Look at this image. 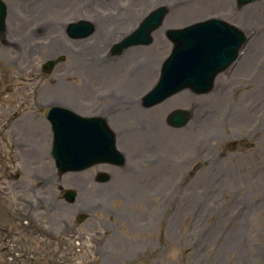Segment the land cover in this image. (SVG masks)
Masks as SVG:
<instances>
[{"label": "rangeland", "instance_id": "374dc122", "mask_svg": "<svg viewBox=\"0 0 264 264\" xmlns=\"http://www.w3.org/2000/svg\"><path fill=\"white\" fill-rule=\"evenodd\" d=\"M2 1L7 16L6 31L0 34V118L11 110L18 114L6 128L0 125V218L10 223L9 235L15 231L10 236L15 251L26 248L27 255L35 256L32 264H264V90L249 96L256 82L264 84V47L248 53L254 36L264 35V0L241 8L235 0H53V6L46 0ZM159 6L169 13L152 43L111 55L112 43ZM208 18L246 33L263 32L253 35L240 61L216 78L212 92L194 95L185 90L170 100L173 106L159 116L166 136L156 138L155 146L145 133L159 124L150 125L148 116L138 122L135 112L160 113L166 107L141 106L140 96L148 88L125 85L127 67L148 55L135 53L156 51L154 72H149L156 80L172 47L165 31ZM79 19L95 27L102 23L103 32L68 38L64 24ZM49 23L45 32L32 30L35 24ZM23 32L31 38L13 44ZM52 46L61 50L52 58L62 61L45 74L41 65L51 58L46 53ZM247 54L250 60L243 67ZM104 91L117 92L120 99H98ZM49 103L81 114L95 110L104 115L119 108L109 116V125L126 164L56 175L46 152L50 126L42 115ZM176 109L188 116L178 129L166 123ZM242 111L252 117L239 123ZM202 113L197 129L194 121ZM97 172L108 173L110 180L95 182ZM38 177L49 181L46 188L36 184ZM58 184L77 189L74 204L59 199ZM4 205L29 209L28 215L16 224L7 221ZM78 213L85 220L75 233L65 234L77 225L73 216ZM42 236L50 238L45 242ZM0 264H10V258L0 254Z\"/></svg>", "mask_w": 264, "mask_h": 264}, {"label": "bare ground", "instance_id": "6f19581e", "mask_svg": "<svg viewBox=\"0 0 264 264\" xmlns=\"http://www.w3.org/2000/svg\"><path fill=\"white\" fill-rule=\"evenodd\" d=\"M40 1V0H39ZM46 2H47V4H49V5H51V6H53V4H54V1L53 0H46ZM65 2V1H64ZM37 3H40V2H37ZM259 7V6H258ZM258 7H257V9H258ZM11 16L12 15H10V17H9V14H8V17H9V23H10V26H12L13 24V22H11ZM172 19V18H171ZM49 25H50V23L48 24V25H43V28H41L40 29V31H43V32H45L46 30H47V28L46 27H49ZM96 26L97 27H95V31L92 33V35L94 34L95 36L98 34V32L99 33H102L103 32V29H102V23L100 24V23H97L96 24ZM99 26H101V27H99ZM8 29V28H7ZM4 31V30H3ZM5 31H6V28H5ZM96 33V34H95ZM31 38V34L30 33H25V32H23L21 35H20V37H19V40H18V42H20V43H22V42H24V41H26V40H28V39H30ZM167 40V39H166ZM164 41V40H163ZM168 41V40H167ZM259 43L258 44V46L256 47V44L255 43ZM9 44H11V42H8ZM17 43V41L15 42V43H13V44H16ZM165 42H162L161 44H164ZM253 43H254V46H252L253 45ZM12 44V45H13ZM18 45H19V43H17ZM252 46V47H251ZM250 47V50H248V53H251L250 55H252L253 53H256V52H258V50L260 49V48H263L264 47V35H262L260 38H257V39H255V40H253L252 41V43H251V45L249 46ZM259 47V49H257ZM153 50H150V49H148V50H142L141 52H137V53H135L134 55H141V54H144V55H146V53L148 54L147 56H146V58H143V59H140V62H138V64H136V61H135V64H134V66H129V67H127V70H126V72H127V78L125 79V81H123L124 82V84H125V82H126V84L127 85H129V84H131V83H133V84H135V86L137 85L139 88L142 86V85H144L146 88H148L150 85H151V83L153 82V80H154V76L152 75L151 76V74H149V72H151V73H153L154 71V66H153V64H154V62L156 61V56H157V54L155 53L156 51H153ZM250 51V52H249ZM59 52H61V50H59L56 46H52V48H49V52H47L46 54L49 56V57H53V56H55V54H57V55H59ZM151 53V54H150ZM249 54H247L246 55V59L244 60V61H246V62H243L244 64H243V67L244 66H246V64H247V62H248V60H250V58H249V56H248ZM123 61V60H122ZM121 61V62H122ZM240 61V60H239ZM125 62L126 61H124L123 62V64H125ZM153 67V68H152ZM261 71H262V69H261ZM135 78V80H130L129 78ZM123 84V85H124ZM125 84V85H126ZM262 90H264V84H258L257 82H256V85H254V88L252 89V91H253V93H251L249 96L250 97H252V94H256V95H258V93L260 92V91H262ZM117 92H113L110 96H109V98H107V100H117V99H120L119 97H117V94H116ZM247 95V94H246ZM261 96H264V94L263 95H261ZM127 97V96H126ZM248 97V96H247ZM122 98L123 97H121V100H122ZM174 98V97H173ZM172 97L171 98H169V99H167V101H165L163 104V106L164 107H166L165 109L163 108L161 111L162 112H160L159 113V111H157V110H152V111H148V112H145V111H142V110H139V109H137L136 110V114H135V120H137L138 122H140L141 120H142V118L144 117L145 118V116L147 117H149L148 119H149V124L151 125V124H154V121H156V123L157 124H159V128H157V126L155 125V126H153V127H151V129H149L145 134H146V136H148V138L150 139V143H152L153 145H155L156 146V138H163V137H165L166 136V128L164 127V125H163V123H164V121H163V123H162V121L159 119V116H163L164 115V113L165 112H167L166 111V109H168V107H171V106H173V105H171L170 104V100H174ZM217 98H220L221 99V97H217ZM223 98V97H222ZM185 99H190V98H185ZM192 101H194V100H192ZM122 105H123V103H121ZM133 105V107L135 106V102H133V103H130V105ZM169 105V106H168ZM187 106H191V105H193V103H191V102H189L188 104H186ZM194 106L195 105H193L192 106V108H194ZM136 107V106H135ZM132 113H134V111L132 112ZM238 116H240V117H238L237 118V121L239 122V123H242L243 121H248L251 117H252V115H250V114H248V113H245V112H241V113H239L238 114ZM256 123H259V121H256ZM261 123V122H260ZM259 123V124H260ZM157 130V131H156ZM135 143H133V145H134ZM222 255H224V254H222Z\"/></svg>", "mask_w": 264, "mask_h": 264}, {"label": "water", "instance_id": "95a60500", "mask_svg": "<svg viewBox=\"0 0 264 264\" xmlns=\"http://www.w3.org/2000/svg\"><path fill=\"white\" fill-rule=\"evenodd\" d=\"M249 1L250 0H238V3L242 5V4H245V3L249 2ZM165 13H166V8H164V7H160L156 11L151 13L150 16L143 22L144 24H143L141 30L138 31V32H135L134 34H132L130 36H128L119 45L114 46V51L115 52H120L125 47H128V46L133 45V44L150 43V41H151L150 33L154 29H156L158 27V25L160 24V21H161V19L164 16ZM78 28L79 27L76 26V27L71 29L72 31L70 30V33L74 37H85L86 35H88L92 31V28H91V29H88L86 31L82 30V32H79L77 34L76 31L78 30ZM144 34H145V38H147L145 40H143L144 39L143 38ZM53 63L54 62H51L49 64V68L52 67ZM212 74H213V72L208 73L206 76H204L203 80L205 82L211 80ZM58 122H59L58 120L55 121V123H58ZM86 126L87 125H83V127H84L83 131L86 130ZM104 127H105L106 131L111 134V140H110L109 134H107V133L104 134V137H106L104 142L107 139V143L110 146L111 145V141L113 142V137H112L113 135L106 128V126H104ZM81 136H82V134H81ZM81 136L80 137H76L72 141H69V142H71V144L68 145L70 148H71L72 144L75 143L76 141H77L76 142L77 146L79 145V147H82L80 149L81 151L80 150L76 151V150L71 149V154H72L71 157H67L66 153L64 152L65 151L64 150V145L68 144V143H66L67 138L66 137H62V135H60L58 137L57 142H56L57 145H56L55 151L53 152V155L55 156L56 161H57L58 164H60V162H67L68 163L70 160L86 159L88 157V155H89L88 151L90 153L96 154L97 151L99 150L98 153H101L102 149L99 146V141H96L94 143H89V141L86 138H81ZM99 139H101V138H99ZM77 167L79 169H82V168L86 167V164L81 165V166H77ZM99 179H100V181H105L107 179V177L106 176L105 177L102 176ZM66 197H69L68 199L72 200V195L71 194L68 195V196L66 195Z\"/></svg>", "mask_w": 264, "mask_h": 264}]
</instances>
